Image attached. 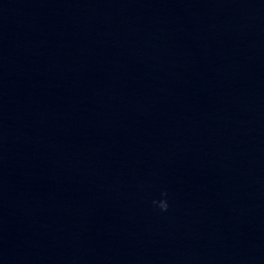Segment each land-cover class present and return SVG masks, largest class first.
<instances>
[{"label": "clouds", "instance_id": "1", "mask_svg": "<svg viewBox=\"0 0 264 264\" xmlns=\"http://www.w3.org/2000/svg\"><path fill=\"white\" fill-rule=\"evenodd\" d=\"M166 195V194H165ZM154 205H157L161 211H167L168 210V202L167 200H160V201H153Z\"/></svg>", "mask_w": 264, "mask_h": 264}]
</instances>
